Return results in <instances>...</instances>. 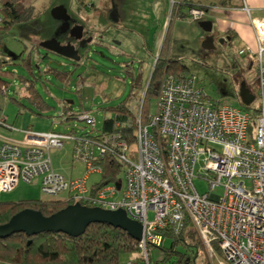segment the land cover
Returning a JSON list of instances; mask_svg holds the SVG:
<instances>
[{
  "label": "built area",
  "instance_id": "built-area-1",
  "mask_svg": "<svg viewBox=\"0 0 264 264\" xmlns=\"http://www.w3.org/2000/svg\"><path fill=\"white\" fill-rule=\"evenodd\" d=\"M204 13L200 8L186 10L191 20ZM247 19L252 45L238 47L236 55L248 59L254 74L250 133V110L210 99L191 74H162L154 109L144 124L136 110L130 144L113 134L97 142L55 130H25L20 141L0 136V192L36 179L48 197L61 195L87 207L122 210L141 225L137 251L122 264H154L147 248L160 244V230L177 233L184 219L201 240L210 264H264V18ZM75 118L94 128L87 112ZM64 143H70L71 160L83 165L77 177L64 178L51 166L49 152ZM106 150L115 152L122 164V183L115 179L90 192L86 178L100 174L93 160ZM194 178L204 182L205 191L197 192ZM213 246L221 255L215 262Z\"/></svg>",
  "mask_w": 264,
  "mask_h": 264
},
{
  "label": "rangeland",
  "instance_id": "rangeland-1",
  "mask_svg": "<svg viewBox=\"0 0 264 264\" xmlns=\"http://www.w3.org/2000/svg\"><path fill=\"white\" fill-rule=\"evenodd\" d=\"M19 1L20 4L18 5L21 9L23 5L29 4L31 6L34 20L29 24L23 23L22 25L12 26L7 31L0 30V51L4 54L15 55L22 48L23 54L31 50L30 58L33 64L35 57H39L38 67L32 66L33 73L39 72L41 80L34 84V88L44 105L38 113L41 115L39 118L52 119V130L62 133L67 132L69 128L75 131L80 129V131L90 130L89 126L81 120L73 119L66 125L58 122L57 116L64 101H71L70 106L74 111H85L88 116L93 118L94 129L90 130L92 134L95 132L94 130L100 127L104 118L112 116V113L106 110L107 108L120 103L130 107L134 103V98L140 96L155 59V39L158 34L159 36L162 34L165 25L161 22V12H153L150 7L154 0H112L118 13L115 22H108L103 17V8H108L109 0H83L95 7L92 10L82 9L77 0ZM166 1V11L168 12L169 0ZM199 1L206 4L207 0ZM55 4L63 7L68 17L84 22L91 34L95 35L96 32L101 31L104 33L103 39L112 40L113 44H109L107 47L90 44L88 52L86 55L81 56L77 65H70L64 58L42 49L39 46L42 41L50 38L56 39L59 43L63 41L58 34H53L55 29L51 30L47 27L54 24L50 11ZM207 7V14L202 16V19L199 18L201 20L190 21L184 15L183 17L180 15L171 17L169 25L170 38L168 39L169 58H178L185 67V70L179 73L193 75L195 84L210 99L217 100L219 103L237 105L238 84L243 81L253 95L250 102V105L253 106L256 97L254 94L255 84L252 65H248L246 57L236 55L238 46L236 40L229 38L224 44H217L214 48H205L202 45L200 36L203 32L197 23L203 19H208L210 23L214 21L211 18L214 12L209 8L210 6ZM166 11L164 15L167 16ZM110 22H112V25L109 24ZM31 46H33L32 49H30ZM44 66L68 70L70 72L68 84H62L42 73ZM8 69L21 73L20 68L16 65L8 66ZM76 76L81 78L80 84L76 88L77 92L74 91ZM234 77L238 79L237 82L233 80ZM9 80L10 84L6 88L5 94L0 95L5 99L4 102L0 101L1 115L4 116L12 115L14 112L13 106H15L11 102L8 103L6 98L17 99L24 107L30 106L26 99L19 98L21 94L14 92L18 84L13 80L11 81V79ZM133 84L137 85L133 86ZM138 86L140 90H137ZM36 109L34 110L36 111ZM153 109L154 101L152 98L149 100L148 113H152ZM24 114L28 113L24 112ZM23 116L26 117V115ZM70 148V143H64L61 151L59 150L60 152L51 150L49 155L51 159L58 158L61 167L60 173L77 177L81 175L83 165L80 162L71 160ZM116 179L122 183V169ZM97 180L98 176L96 174L88 175L85 182L86 186ZM192 184L198 193L205 191L204 182L194 178ZM214 191L219 192L220 188L216 187ZM60 196L48 197L42 194L36 179H33L26 184L19 182L9 192H0V201L13 202L22 199H48ZM146 216L150 219L151 213L148 212ZM199 242L202 248L197 252L194 263L202 264L205 262L210 264L200 239ZM169 243V239H164L161 243L162 248H168ZM173 247L177 252H185L180 244ZM193 250L192 247L189 248L191 254L194 253ZM214 251L213 262L221 256L217 250ZM147 253L151 262L160 261L163 255L161 250L156 247L147 248ZM126 257L127 255H121L118 264H122ZM164 264H168V262Z\"/></svg>",
  "mask_w": 264,
  "mask_h": 264
},
{
  "label": "trees",
  "instance_id": "trees-1",
  "mask_svg": "<svg viewBox=\"0 0 264 264\" xmlns=\"http://www.w3.org/2000/svg\"><path fill=\"white\" fill-rule=\"evenodd\" d=\"M82 9L87 8V3L83 0H77ZM234 1V0H232ZM19 0H1L0 2V30L7 31L13 25L27 23L31 16V7L22 6L18 4ZM220 6L231 5V0H218ZM200 8L204 12L205 7L199 5L188 4L184 0L175 6L171 4L169 17L173 15H184L186 17V10L188 8ZM207 7V6H206ZM185 8V12L181 9ZM208 8V7H207ZM87 9H93L89 6ZM184 13V14H183ZM170 18L169 22L170 23ZM189 18V17H188ZM190 19V18H189ZM169 25H167L158 50L155 55L153 65L151 67L147 83L141 90L140 96L134 98V103L129 107L123 103L109 107L106 110L112 113L109 118H104L101 121L99 128L94 130L91 134L89 131H75L69 128L67 131L78 136L84 137L91 141H100L106 135H118L123 137L127 144L132 143L133 130L135 128L136 110L139 108L140 123H145L148 115L149 100L155 95L156 84L162 74H183L179 73L185 70L178 58H169L167 54ZM228 37V36H227ZM229 38V37H228ZM33 46L30 47L32 49ZM36 48V47H35ZM31 50L23 54V48L19 53L12 57L8 55H0V95L5 94L6 88L9 86V79L18 84L16 90L20 95L19 98L26 99L29 107L23 106L17 99L8 98L7 100L13 103L19 111L25 109L34 115L41 117L38 113L44 107L37 91L34 88L36 82H40L39 72L33 73L32 66L38 67L39 57L33 61L30 58ZM66 60V59H65ZM67 62V61H66ZM77 63L73 65H77ZM16 65L20 68L21 73L8 69V66ZM42 73L51 77L52 79L68 84L70 75L68 70H59L55 67L44 66ZM81 78L76 76L75 89L80 84ZM137 85V84H136ZM133 84V86H136ZM132 86V85H131ZM132 86V87H133ZM140 87H137V90ZM237 107L250 110L251 119L248 127V132L253 126V116L255 108L250 104L242 105L237 99ZM32 108L36 109V111ZM80 110L74 111L71 109L68 101L62 102L61 111L58 113L57 119L59 123L68 124L71 120L76 119V113ZM52 120V119H51ZM93 164L100 168L98 180L91 183L89 191L92 192L95 188L113 182L116 176L122 169V164L117 160L116 154L113 151H104L101 155L94 158ZM70 198H48V199H22L18 201H0V224L5 223L8 218L15 212L21 209H31L39 211L41 215L47 216L67 204H72ZM161 242L156 247L163 253L160 261H154V264H195L194 259L197 252L201 250L199 239L191 228L188 220L184 219L182 226L177 233H173L170 229L160 230ZM169 239V247L162 248V241ZM180 244L183 246L185 252H177L174 245ZM192 247L194 253L191 254L189 248ZM214 250H217L215 246ZM137 251L136 242L132 240L125 232L118 228H112L106 224L91 223L88 224L83 232L77 236H67L62 233L40 232L32 236H26L23 233L10 234L9 236L0 239V262L7 264H118L121 255H129ZM207 264V263H202Z\"/></svg>",
  "mask_w": 264,
  "mask_h": 264
},
{
  "label": "water",
  "instance_id": "water-1",
  "mask_svg": "<svg viewBox=\"0 0 264 264\" xmlns=\"http://www.w3.org/2000/svg\"><path fill=\"white\" fill-rule=\"evenodd\" d=\"M61 12L65 14V10L61 7ZM52 10L50 11V14ZM52 15V14H51ZM198 26L202 32L211 30L209 20L199 21ZM228 37L218 40V44L222 41L225 43ZM39 46L57 56L72 61H77L78 56L73 47L66 43L61 44L54 38L42 41ZM12 57L13 54H8ZM238 101L246 106L252 100V95L245 87L243 81L238 84L236 93ZM70 104L71 101H68ZM91 223L106 224L112 228H118L125 232L135 242L140 239L141 225L136 221L128 219L122 210H103L97 207H87L73 202L67 204L63 208L43 216L39 211L31 209H21L12 214L8 220L0 224V239L10 234L23 233L26 236H32L40 232L62 233L67 236H77L81 234L84 228Z\"/></svg>",
  "mask_w": 264,
  "mask_h": 264
},
{
  "label": "crops",
  "instance_id": "crops-1",
  "mask_svg": "<svg viewBox=\"0 0 264 264\" xmlns=\"http://www.w3.org/2000/svg\"><path fill=\"white\" fill-rule=\"evenodd\" d=\"M182 1L183 0H169L167 7L168 12L166 11V4H167L166 0H154L152 5L150 6L153 12H159V11L161 12L162 14L161 22L165 24L162 34L160 36L158 34V36L155 39V48H156L155 55L158 50L161 39L163 37L164 31L167 25H170V23H168L170 18L169 17L170 6L171 4L178 6V4ZM184 1L187 2L188 4H193V5L196 4L205 7L206 11L204 15L207 14L206 6H210L209 8H211L212 12H214L213 15H211V18L215 21V22L213 21L214 23L211 22V30L219 36L226 35L229 36V38H234L238 44L237 48L243 45H252V33L247 18L248 17L264 18V0H234V1L231 0V5L228 6L227 5L220 6L218 4V0H209V1L207 0L206 4H203L199 0H184ZM90 5L93 6L91 3H88L87 8ZM28 6L31 7L29 4ZM243 8H245L247 12H245ZM165 11L167 12L166 13L167 16L164 15ZM181 11L185 12V8H182ZM31 16L32 17L34 16L33 9L31 10ZM180 16L183 17V15ZM189 20L194 21L191 19ZM30 22L32 21L29 19L27 23L29 24ZM47 27L51 29V27L49 26ZM168 35H169L168 38H170V34ZM167 54L169 56L168 48H167ZM0 55H7V53L4 54L0 51ZM4 100L5 99L0 96V101L4 102ZM6 101L10 103L7 100V98ZM13 107H14V112L12 115L11 114L5 116L1 115V109H0V136L2 138L8 139L10 141H20L24 136L23 132L25 130L36 131V132L52 130L53 121L50 118H39L38 116L34 115L28 110L23 109L19 111L20 109H18L16 106ZM24 112H27L28 114H24ZM23 115H26V117H24ZM56 151L60 152L61 149L60 151L59 150ZM49 159L51 166L55 172L59 173L64 178H68V177L73 178V176H71L70 174H62L59 172L61 167L60 164L58 163V158L51 159V156L49 155ZM0 264H7V263L0 262Z\"/></svg>",
  "mask_w": 264,
  "mask_h": 264
},
{
  "label": "flooded vegetation",
  "instance_id": "flooded-vegetation-1",
  "mask_svg": "<svg viewBox=\"0 0 264 264\" xmlns=\"http://www.w3.org/2000/svg\"><path fill=\"white\" fill-rule=\"evenodd\" d=\"M108 2H109L108 8L106 7L103 8L104 11L103 17L106 20H108V22L109 21L115 22L117 21L118 13L116 11L113 1L109 0ZM93 8L95 7L93 6ZM60 9L61 6L59 4H55V6L52 8L51 17L54 20L53 21L54 24L50 26H51V30L55 29L53 34L55 35L58 34L60 37H62L63 41L61 42V44L68 43L76 51L78 60L74 62L72 60L66 59L68 64L73 65L79 61L81 56L86 55L90 44H93L95 46L99 45L103 47L104 46L107 47L109 44H113L112 40H110L111 41L110 42L109 40L103 39L104 33H102L101 31H99L101 33L96 32L95 35L91 34L89 28L86 26L84 22L68 17L67 12L65 11V14H63ZM109 24L112 25V22H110ZM224 36L227 37L226 35L217 36L214 32L210 30L209 32H203L200 37L202 39V45L205 48H214L217 46L218 40L224 38ZM220 44H224V43L221 41ZM233 80L237 82L236 80L238 79L234 77Z\"/></svg>",
  "mask_w": 264,
  "mask_h": 264
}]
</instances>
